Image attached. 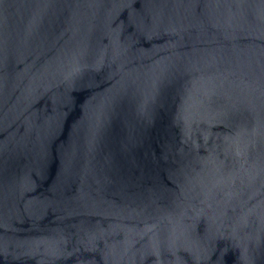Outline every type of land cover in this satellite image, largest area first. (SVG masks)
Here are the masks:
<instances>
[{
  "label": "water",
  "instance_id": "1",
  "mask_svg": "<svg viewBox=\"0 0 264 264\" xmlns=\"http://www.w3.org/2000/svg\"><path fill=\"white\" fill-rule=\"evenodd\" d=\"M0 264H264V0H0Z\"/></svg>",
  "mask_w": 264,
  "mask_h": 264
}]
</instances>
